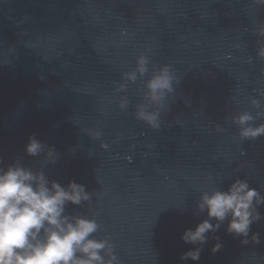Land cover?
Returning <instances> with one entry per match:
<instances>
[{"label":"water","instance_id":"obj_1","mask_svg":"<svg viewBox=\"0 0 264 264\" xmlns=\"http://www.w3.org/2000/svg\"><path fill=\"white\" fill-rule=\"evenodd\" d=\"M261 31L253 0H0V160L84 184L92 199L67 211L95 217L120 264H264V205L247 244L225 222L199 261L180 259L195 247L181 234L206 218L202 191L239 177L264 193V136L241 140L232 120L264 111ZM140 54L149 73L124 80ZM161 64L177 80L152 129L134 113ZM31 135L56 150L54 164L25 154Z\"/></svg>","mask_w":264,"mask_h":264},{"label":"clouds","instance_id":"obj_2","mask_svg":"<svg viewBox=\"0 0 264 264\" xmlns=\"http://www.w3.org/2000/svg\"><path fill=\"white\" fill-rule=\"evenodd\" d=\"M256 5H264V0H253ZM264 35V31H261ZM257 55L264 58V46ZM149 57L140 54L135 58V68L123 72L126 81L135 82L138 77L149 73ZM174 76L171 65L153 67L151 75L144 81L146 103L136 105L135 117L144 121L152 129H159L160 112L165 107V99L174 91ZM178 82V81H177ZM126 85L120 83L118 91ZM252 105L261 108V102L253 98ZM128 100L119 101L120 108L126 109ZM156 106L152 108L150 106ZM259 123H255L257 120ZM238 126L241 140H255L264 136V111L255 115L250 111L239 112L232 118ZM222 131V129H218ZM99 138L102 133L93 134ZM107 149L108 144L101 142ZM25 154L37 157L44 153L48 163H55L58 153L45 145L35 135L25 144ZM92 199V193L85 185L74 180L62 185L50 180L43 168L33 169L21 159L4 166L0 160V264H120L114 245L108 236L96 238L101 225L95 217L76 215L67 211V205L80 206ZM264 205V193L251 187L247 179L235 178L227 188L212 187L200 194L197 208L206 212V218L194 228H186L181 234L185 243L195 245L181 254V260L199 261L201 247L209 234H214L226 223V231L247 244L251 225L262 218L259 206ZM259 233L254 232L251 240L259 243ZM211 247L216 253L223 245L218 236Z\"/></svg>","mask_w":264,"mask_h":264}]
</instances>
